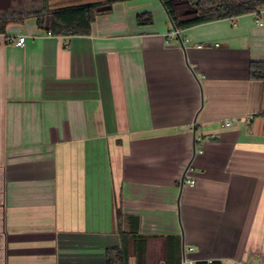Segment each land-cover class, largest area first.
Here are the masks:
<instances>
[{
  "label": "crops",
  "instance_id": "crops-1",
  "mask_svg": "<svg viewBox=\"0 0 264 264\" xmlns=\"http://www.w3.org/2000/svg\"><path fill=\"white\" fill-rule=\"evenodd\" d=\"M169 1L178 22L198 16ZM145 13L153 23L139 26ZM252 62H264V9L181 30L161 0H134L99 8L89 36L9 26L0 264H105L123 245L130 264H156L175 243L181 264H264V81Z\"/></svg>",
  "mask_w": 264,
  "mask_h": 264
},
{
  "label": "trees",
  "instance_id": "trees-1",
  "mask_svg": "<svg viewBox=\"0 0 264 264\" xmlns=\"http://www.w3.org/2000/svg\"><path fill=\"white\" fill-rule=\"evenodd\" d=\"M22 9L0 11V34H6L11 25H20L29 19H34L37 28L54 37L89 36L96 20L98 9L114 3L134 0H105L63 7H52L51 0H41L28 9L31 2L24 0ZM175 27L181 30L201 24L235 18L247 14L258 13L264 9V0H186L198 11L194 19L178 22L175 11L169 0H161ZM139 26L152 25L153 16L150 13L141 14L137 18ZM250 78L253 81H264V62H252ZM264 118V114H262ZM124 236V235H123ZM179 244L169 246L165 258H159L156 264H181ZM133 253L123 245L121 249L107 250L105 264H130ZM154 264V263H153ZM197 264H209L198 262ZM210 264H221L213 262Z\"/></svg>",
  "mask_w": 264,
  "mask_h": 264
},
{
  "label": "rangeland",
  "instance_id": "rangeland-1",
  "mask_svg": "<svg viewBox=\"0 0 264 264\" xmlns=\"http://www.w3.org/2000/svg\"><path fill=\"white\" fill-rule=\"evenodd\" d=\"M31 3L26 6V8L30 9L34 3L41 1V0H29ZM57 5L55 2H60ZM80 0H51L52 7H58V6H67V5H73L77 2L79 3ZM25 1L24 0H0V11H5L9 9H22L24 7ZM55 4V5H54Z\"/></svg>",
  "mask_w": 264,
  "mask_h": 264
},
{
  "label": "built area",
  "instance_id": "built-area-1",
  "mask_svg": "<svg viewBox=\"0 0 264 264\" xmlns=\"http://www.w3.org/2000/svg\"><path fill=\"white\" fill-rule=\"evenodd\" d=\"M181 32L180 30H175V32L173 33L174 35H179ZM27 42V37L26 36H20L18 38V40L15 42V46L18 48H24ZM236 122V120H234L233 122H223L221 124L222 127H230L232 125V123ZM189 184H191L192 186L195 185L194 181H188ZM182 264H194L193 261L189 260L187 255L184 257Z\"/></svg>",
  "mask_w": 264,
  "mask_h": 264
}]
</instances>
